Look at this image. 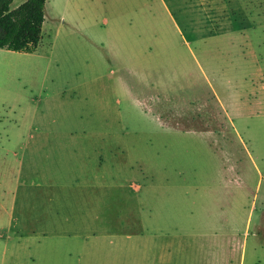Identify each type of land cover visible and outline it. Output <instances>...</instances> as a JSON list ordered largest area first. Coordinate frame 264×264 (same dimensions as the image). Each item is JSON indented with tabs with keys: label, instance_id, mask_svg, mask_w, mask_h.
Returning <instances> with one entry per match:
<instances>
[{
	"label": "rangeland",
	"instance_id": "rangeland-1",
	"mask_svg": "<svg viewBox=\"0 0 264 264\" xmlns=\"http://www.w3.org/2000/svg\"><path fill=\"white\" fill-rule=\"evenodd\" d=\"M211 1L45 0L0 49V264H264V0Z\"/></svg>",
	"mask_w": 264,
	"mask_h": 264
},
{
	"label": "trees",
	"instance_id": "trees-1",
	"mask_svg": "<svg viewBox=\"0 0 264 264\" xmlns=\"http://www.w3.org/2000/svg\"><path fill=\"white\" fill-rule=\"evenodd\" d=\"M13 0H0V49L31 54L41 42L45 0H27L10 10Z\"/></svg>",
	"mask_w": 264,
	"mask_h": 264
},
{
	"label": "crops",
	"instance_id": "crops-1",
	"mask_svg": "<svg viewBox=\"0 0 264 264\" xmlns=\"http://www.w3.org/2000/svg\"><path fill=\"white\" fill-rule=\"evenodd\" d=\"M202 0H199V4ZM214 1L204 0L203 6L199 5V8H203L202 14L205 16V19H208V11L206 8L209 6V3ZM202 19V18H201ZM203 240L208 243V249L211 251V256L207 260L208 264H231L234 261L233 256L238 252V247L241 248L242 244L237 243V240L232 235H221L219 231H214L209 237L203 236ZM168 255V254H167ZM166 255L155 257V263L157 264H167Z\"/></svg>",
	"mask_w": 264,
	"mask_h": 264
}]
</instances>
